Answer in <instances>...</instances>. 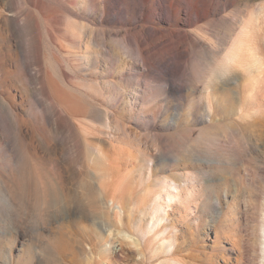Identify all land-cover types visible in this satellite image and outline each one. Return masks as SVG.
I'll list each match as a JSON object with an SVG mask.
<instances>
[{
    "label": "rangeland",
    "instance_id": "obj_1",
    "mask_svg": "<svg viewBox=\"0 0 264 264\" xmlns=\"http://www.w3.org/2000/svg\"><path fill=\"white\" fill-rule=\"evenodd\" d=\"M45 1L84 25L78 44L55 40L50 30L58 24L38 2L0 0V264H98L92 247L100 240L98 228L82 217L69 221L67 205L79 216L91 207L94 222L109 218L114 223L111 199L125 203L128 192L136 190L123 163L146 160L154 164L153 179L180 181L194 175L190 209L177 207L164 222L177 233L174 258L187 264H258L264 200V0H229L226 6H221L226 0H212L216 16L186 27L200 31L198 41L181 34L147 47L157 53V69L141 61L136 46L147 35L141 25L159 21L163 10L158 0H81L75 11L61 6L62 0ZM174 1L187 3L196 16L197 0ZM17 7L29 15L19 31L10 18ZM137 8L146 19L129 24L125 17L137 16ZM251 42L261 61L254 78L242 61ZM233 51L237 56L232 60ZM29 66L42 70L41 85L34 83ZM225 70L239 75L240 96L226 88L212 94V100L209 83L215 84ZM62 91L79 98L81 106L62 103ZM210 102L216 106L212 111ZM105 165L111 166L101 179L107 190L92 203L83 185L96 167ZM123 232L114 231L113 237L130 255L121 261L138 264V252ZM152 237L162 241L159 233Z\"/></svg>",
    "mask_w": 264,
    "mask_h": 264
},
{
    "label": "bare ground",
    "instance_id": "obj_2",
    "mask_svg": "<svg viewBox=\"0 0 264 264\" xmlns=\"http://www.w3.org/2000/svg\"><path fill=\"white\" fill-rule=\"evenodd\" d=\"M32 1H34L35 3L38 2L41 5V8L50 14L48 18L58 24L56 25L55 29L50 30L51 34L55 37V40H58V38L61 37L62 38L61 40H65L67 42H73L76 44L79 43L80 39L82 38V33H83L82 28L84 25L82 26V24L79 21L72 19L66 13L65 10L57 6H53L52 4H49L48 1L47 2L45 0H32ZM95 1L98 2L99 0H95ZM106 1L107 0H103L101 1V3L106 4ZM240 1L249 2L251 0H240ZM228 2L229 0H226V2L221 3V6H226V4H230ZM60 4L63 7L64 5H66L69 10L75 11L74 7L76 6L78 7V5L81 4V0H62ZM156 4L158 8L162 9L165 12L163 13L162 11V13L159 14L158 17L159 21H152V24L154 25L151 26H147L144 24L141 25V28H143V30L147 29L146 30L147 35L146 36L144 35V37L141 40V43L137 44L138 46H136L135 44L136 49L139 52L141 61L145 65H148L151 69H157V67L160 66L161 62H159V58L157 59V53L150 54V49H148L147 47L152 46L153 48H156V46L159 45V43L162 40L166 39L167 41H169L174 36L181 34L184 35V37L187 38L190 37L191 40H194L196 42L199 40L198 37L201 34L200 31L198 29L196 30L187 29L186 27L196 25L200 21H203L204 19L209 18L210 16H216V12H215L216 8H213L212 0H197V2L195 3L197 8L195 11L196 13L195 17H193L189 13L190 8L187 3L182 2L180 4H177L176 1L174 0H158ZM148 7L150 8L151 6ZM17 8H18L17 11L11 12L10 15H12L13 17L10 18L12 19L15 27L19 31V29L25 26V24L28 22L27 19L29 15L24 7L21 8L17 7ZM135 10H136L135 13L138 12L137 16H135L134 18H130L127 15L125 17V20L129 24L137 23L138 21L144 22L146 19L143 9L137 8ZM183 11H185L186 14L185 20L182 18ZM181 21H185L184 27H179V24H182ZM161 23L165 24L166 27L165 28L158 27V25ZM29 26L32 27L31 22H29ZM248 27H252L251 23L248 25ZM56 31L59 33V35L57 36L55 34ZM61 40L57 43L59 47L62 42ZM242 42L243 41L241 40L240 43ZM247 44H248L247 48L249 49V51L247 52V54H245V56H243L242 61L244 62V65L248 70L249 78L250 77L254 78L253 77L254 70L255 68L257 69L259 67L261 61H260V57L257 54L256 47L252 44V42ZM260 46L262 47V49H264V41ZM236 56H237V52L233 51L231 54V59L232 60L235 59ZM162 60L163 58L161 59V61ZM29 72L32 74V77L34 78L33 79L34 83L36 85H41L42 77H43L42 70L37 69L35 67H30ZM227 72L228 70H225L223 74H217L218 80H216L215 84L209 83L208 93L211 98H212V94L218 92L217 90H223L226 88H228L231 93L233 92L235 95L240 96L239 75L237 74L236 71H232V72L230 71L228 73ZM47 74H50L49 71H47ZM167 81L170 82V80ZM50 82L53 85L52 87L56 91H59L58 86L57 87L55 86L56 82L51 78V76H50ZM36 87L39 88V86ZM59 100L62 103L68 105L72 109H74V107L81 106V101L79 100V98L75 97L74 95L66 94L63 91L62 93H60ZM210 104H211L210 108H212L211 109L212 111L213 109H215L216 106L212 104V102H210ZM126 162L127 161H125L123 165L124 168L127 170V174L132 179H135V183L136 182L137 183H136V190L128 192L129 198L127 202L124 203L120 200L117 201L114 198L111 199V202L108 201V204L110 202L112 205H115L116 207V209H113V219H114L113 221L117 225H115L113 222H110V220H108L109 218L108 219L105 218L101 222H97V223L94 222V220L92 219L91 207L90 208L85 207L84 212H82L81 216H79L74 212L73 209L74 207L68 204V202L66 201L68 205L65 213H67L68 220L69 219L76 220L78 217H82L84 219L91 220L93 225L95 223L96 225L95 227H97L99 230V235L98 234L97 235L100 236V240L99 239L97 240L98 243L96 244V247H94L95 245L94 243H96V241L92 242L93 243L92 247L98 254L95 260V262H97L98 264H123L121 260L122 259L127 260L126 258L130 257L123 242L119 241V244L116 245V241L113 239L114 231H117L118 233H122L125 230H127L128 232L127 231L123 232L125 237L124 240H126V242L129 243V245H131L134 251L138 252V256L135 257L138 264H143L148 259L150 260L151 258L154 257L161 258V256H164V258H162L161 259L162 261L157 264H187L185 261L173 257V254L176 252V248H177V236H176L177 233L176 232L173 233L172 231H170L168 229L169 228L168 225H165L164 222L170 219L171 213L175 208L179 207L185 210L190 209L189 204L192 203L195 198L193 189L191 187L192 178H194V175L191 174L187 175L186 177H184L185 179H182L180 181L169 179L167 178V176L162 177L160 179H153L152 177L154 172V164L152 161L146 160V162L143 163L138 161L132 163L133 162L132 161L131 162L132 164H130V162L129 164L128 162L127 163ZM103 172L104 175L107 173H108L107 175H109L110 174L109 172H111V166L105 165L102 166V168L96 167L95 174H92L91 178L85 182V185H83L85 186V196L92 203L94 202V199L102 196L103 191L107 190V188L105 187L106 185L103 184L104 181L101 182L102 177H104ZM137 179L139 180L137 181ZM138 186L141 189H139ZM138 191H142L141 196H137ZM9 196L13 198L11 194ZM87 202L88 201H86L85 203ZM261 206H262L261 207L262 236L260 235L261 236L260 241L262 244V251H261L262 253L258 264H264V200L262 201ZM93 208L95 207L93 206ZM146 215L147 216L150 215L151 218L150 217L146 218ZM58 220L56 222H58ZM87 220L86 222H88ZM61 221L63 222V220ZM60 222H58V224H60ZM65 222L66 221H64L63 223ZM83 224H85V222ZM120 225L125 228L124 229L119 228ZM86 226L87 225H85V227ZM61 227L64 228V226ZM73 231L74 230L72 229V232ZM59 232L62 231L59 230ZM72 232L69 233L67 232V233L70 234ZM157 233H159L160 236H162V241L160 240L161 242L159 241L155 242L154 237H152V235H156ZM70 237L68 239H70ZM64 238L65 237H63L62 239ZM69 245L68 247L69 250L71 251L70 247L72 248V246ZM60 248L61 247H59L58 250ZM63 249L65 250L64 247ZM67 249L68 248H66V250ZM57 255L58 254H56V256Z\"/></svg>",
    "mask_w": 264,
    "mask_h": 264
}]
</instances>
